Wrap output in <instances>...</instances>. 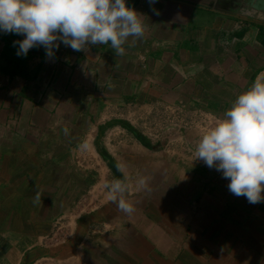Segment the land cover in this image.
I'll use <instances>...</instances> for the list:
<instances>
[{
	"label": "crops",
	"instance_id": "crops-1",
	"mask_svg": "<svg viewBox=\"0 0 264 264\" xmlns=\"http://www.w3.org/2000/svg\"><path fill=\"white\" fill-rule=\"evenodd\" d=\"M128 4L145 31L123 55L88 45L79 61L57 49L34 76L0 68V264H264V201L233 195L194 155L264 78V0ZM135 109L167 137L175 123L177 140L112 125ZM115 180L131 215L108 198Z\"/></svg>",
	"mask_w": 264,
	"mask_h": 264
},
{
	"label": "clouds",
	"instance_id": "clouds-1",
	"mask_svg": "<svg viewBox=\"0 0 264 264\" xmlns=\"http://www.w3.org/2000/svg\"><path fill=\"white\" fill-rule=\"evenodd\" d=\"M152 11L159 14L156 8ZM142 16L128 0H0V33L23 37L13 41L17 56L42 47L51 59L61 44L76 52L109 44L116 55H123L129 37L144 35ZM80 147L86 150L87 144ZM194 155L228 180L233 195L251 204L264 201V78L236 96L219 122L201 136ZM144 183L138 181L139 186ZM105 187L121 212H134L124 198L127 184L115 180Z\"/></svg>",
	"mask_w": 264,
	"mask_h": 264
},
{
	"label": "rangeland",
	"instance_id": "rangeland-1",
	"mask_svg": "<svg viewBox=\"0 0 264 264\" xmlns=\"http://www.w3.org/2000/svg\"><path fill=\"white\" fill-rule=\"evenodd\" d=\"M2 33H0V67L2 65H5V61H4V57L2 56V52L3 49L5 47V41L2 38ZM63 49H67L68 52H71V58L69 57V60H73V61H79L80 57V52H76L73 51L71 48L66 47L64 45ZM86 47V46H85ZM66 50V51H67ZM65 52V51H64ZM16 57L17 60V64H21L23 63V56H17L16 54L14 55ZM63 57V56H62ZM135 112L140 113L141 111L138 109L132 110L130 111H126L123 113V116H116L114 115V119L113 121H111L112 125L117 126L119 125L123 130H128L130 132V134H133V137H139V138H148L151 141H155V142H163L164 140H168V142H166V144H171L173 142V140H177L176 138V131L179 130H173V128L175 127V123H172L171 121L168 123H165V127L164 129H158V130H165L166 128H169V130H171V133L168 134V137L166 136V134H162L160 131L156 130V126L158 125V123H156V121L158 122L159 120L156 119H151V114H147V112H142V118H138L135 116ZM132 113V114H130ZM141 115V113L139 114ZM138 115V116H139ZM156 120V121H155ZM163 122V120H162ZM182 131V130H181ZM139 135V136H138ZM182 137V136H181ZM185 142H187L185 140Z\"/></svg>",
	"mask_w": 264,
	"mask_h": 264
},
{
	"label": "trees",
	"instance_id": "trees-1",
	"mask_svg": "<svg viewBox=\"0 0 264 264\" xmlns=\"http://www.w3.org/2000/svg\"><path fill=\"white\" fill-rule=\"evenodd\" d=\"M136 3V2H133ZM133 7V5H132ZM3 40L5 41V47L3 49V52L1 53L2 56L4 57L5 65H2L0 68L2 71H8L9 69L13 73H16L18 70L15 69L17 66V60L16 57L14 56L16 54V46L13 45L14 40H20L23 37L14 35V34H3L2 35ZM63 44L60 45L58 49H63ZM45 51L42 47H37L30 49L27 56H23V63L27 66L29 69V75L34 76V74L37 71L38 66L40 65L41 61L45 58ZM9 68V69H8Z\"/></svg>",
	"mask_w": 264,
	"mask_h": 264
}]
</instances>
